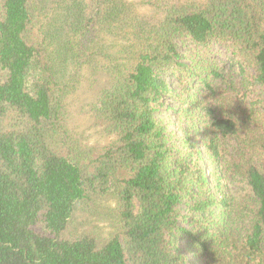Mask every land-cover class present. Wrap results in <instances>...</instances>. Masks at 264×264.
Masks as SVG:
<instances>
[{"label": "trees", "instance_id": "trees-1", "mask_svg": "<svg viewBox=\"0 0 264 264\" xmlns=\"http://www.w3.org/2000/svg\"><path fill=\"white\" fill-rule=\"evenodd\" d=\"M195 260L264 264V0H0V264Z\"/></svg>", "mask_w": 264, "mask_h": 264}, {"label": "rangeland", "instance_id": "rangeland-1", "mask_svg": "<svg viewBox=\"0 0 264 264\" xmlns=\"http://www.w3.org/2000/svg\"><path fill=\"white\" fill-rule=\"evenodd\" d=\"M122 46L123 40L115 42L113 47L114 54L120 55L121 53L119 51H122ZM83 94L84 93L76 94L74 97L76 100L73 108L75 119L82 121L79 123L81 126L80 130L84 131L85 136L87 137V142L92 145L100 146L103 143V139L96 128L90 127V123L88 122L85 113V110H87V98L84 97ZM164 106L168 111H164L163 117L171 122L169 127L170 130L178 133L177 129L180 124L175 119L172 112V110L176 108V105L170 101H165ZM228 189L231 194L237 198L245 196L247 193L245 185L239 181H235L231 184L229 183ZM114 211L115 202L110 197H98L95 199L94 205L90 211L84 212L82 210H76L73 213L69 224V233H92L98 238L100 243H103L109 236L115 233ZM183 248L190 256L192 255L186 246H183ZM195 261L198 262V264H201L199 263L200 261Z\"/></svg>", "mask_w": 264, "mask_h": 264}]
</instances>
